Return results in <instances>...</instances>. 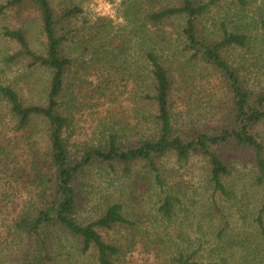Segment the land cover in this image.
<instances>
[{
    "label": "trees",
    "instance_id": "1",
    "mask_svg": "<svg viewBox=\"0 0 264 264\" xmlns=\"http://www.w3.org/2000/svg\"><path fill=\"white\" fill-rule=\"evenodd\" d=\"M225 1L240 10L249 4L125 0L117 27L95 23L91 32H84L88 20L76 3L0 1V41L11 49L3 51L0 62L23 61L30 70L47 73L42 90L30 83L29 100L16 87L0 82V119H8L9 132L0 138V178H12V185L24 190L21 209L4 232L21 242L20 264H56L53 247L65 255L56 232L78 241L79 256L92 259L87 264H120L122 247L106 241L99 229L135 224L117 199L97 206L94 218L79 220L82 179L93 169L109 174L121 167L129 175L136 165L148 175L156 198L157 220H151L147 243L154 258L165 254L160 264H200L198 257L205 253L220 257V242L231 224L220 201L245 204L227 184L234 171L221 149L253 152L252 181L243 186V193L252 189V182L257 188L264 185V85L252 78L250 67L227 55L231 48H249V29L257 28L261 46L256 50L264 56V16L249 22L214 20L213 8ZM29 24L31 30L36 26L39 48L31 45ZM199 69H207L213 78L207 110L196 116L189 109L175 111L177 78L187 81L189 74L201 75ZM118 94L128 102V113L111 112L120 102ZM104 104L105 117L96 121L87 138L79 139L75 112ZM170 155L176 160L168 169L164 159ZM193 156L204 162L203 196L195 190L189 194L185 184L169 182L179 171L176 167L185 168ZM196 204L204 212L191 227L194 235L185 244L174 242L175 251L169 252L165 238L171 234L172 219ZM263 213L264 200L254 218L262 233Z\"/></svg>",
    "mask_w": 264,
    "mask_h": 264
},
{
    "label": "rangeland",
    "instance_id": "2",
    "mask_svg": "<svg viewBox=\"0 0 264 264\" xmlns=\"http://www.w3.org/2000/svg\"><path fill=\"white\" fill-rule=\"evenodd\" d=\"M2 1V0H0ZM125 0H53L56 6H63L68 3H76L84 10L82 16L88 20V26L84 27V32H91L94 29L95 23L108 24L106 26L117 27L123 21L122 3ZM124 4V3H123ZM230 1H225L214 7L212 10V18L214 20L233 19L236 22L240 18H245L247 22L258 20L264 16V0H249V4L243 8ZM80 16L76 22L81 24L83 19ZM6 21V20H5ZM4 23L0 20V24ZM12 23L10 21L6 22ZM28 36L31 40L33 48H39L40 39L37 37V29L35 25L27 26ZM258 29H249L255 40H251L250 47L246 49L231 48L227 55L229 59H234L236 63L242 62L250 67L252 78L258 82V85H264V56L256 48L261 46L260 38L258 37ZM71 47V45H69ZM76 47H79L77 45ZM0 57L6 51L11 52V49L0 41ZM4 51V52H3ZM258 51V52H256ZM76 52V51H75ZM77 53V52H76ZM76 55V54H73ZM201 75L186 77L187 81L177 78L175 91V111L181 109H189L190 115H197V112H205L207 110V102L210 101V95L213 87V78L207 69H199ZM25 62L20 61L13 64H5L0 62V82L11 84L20 90L25 100L30 99V83L35 82L38 88H43L42 84L47 80V73L43 70H33L30 73ZM197 71V70H196ZM44 85V84H43ZM42 90V89H41ZM40 91V90H39ZM120 96V102L112 107V113H128L130 107L128 102L124 101L123 95ZM105 104L92 108H85L78 114L75 112V124L81 130V135L78 137L83 140L87 138L93 129L96 121L105 117ZM121 119H125L122 115ZM8 119L5 115L0 119V138L8 136L7 130ZM11 134V133H10ZM261 141L264 145V125L261 127ZM220 153L225 158L227 164L231 165L234 171V176L228 180L232 195L237 201L241 200L245 204L234 205L225 200H221L226 213L230 214L231 224L228 225L224 232L223 238L219 247L221 251L220 257L214 254H206L198 257L200 264H260L264 260V233L260 231L254 222L256 212L261 202L264 200V185L257 188L252 182V189L247 193H243V186L251 185L253 176V152L250 150H235L221 149ZM164 162L165 168L173 167V156H168ZM185 168H178L179 171L175 176H171L169 182H179L191 188L192 194L194 190L203 196V159L198 156L190 157ZM252 165V166H251ZM82 179L81 191L84 200L81 204V209L78 212V219L88 221L94 218L97 214L94 210L97 206H103L107 200H120L125 207L124 212L128 218L134 222V227L115 226L110 230H100L103 238L108 242H113L122 247L120 254V264H160L164 261L165 254H160L154 258V251L151 247H147L148 240L151 239L149 231H151V220L156 222V198L154 196L153 186L145 175V171L136 165L133 167L132 174L125 175L121 167H117L115 173H107L106 170L93 169ZM24 190L18 189L12 185V178H0V264H20V247L21 242L17 238L11 239L12 236L6 234L7 226L10 225L12 217L21 209V200L24 198L21 194ZM242 194H245L242 196ZM199 200V199H198ZM203 202V201H202ZM197 207L187 205L183 210L178 211L177 215L171 222V234L165 238L169 243V252L175 251L174 242L177 244H185L190 237L194 235L191 227L197 222L198 217L203 213L200 204ZM155 218V219H154ZM264 219V213H263ZM148 233V234H146ZM56 240L59 244L64 245L65 255L53 247V255L55 256L56 264H87L92 261L91 257L79 256L77 252L78 241L69 238L67 235H58L56 232ZM129 245V246H128Z\"/></svg>",
    "mask_w": 264,
    "mask_h": 264
}]
</instances>
